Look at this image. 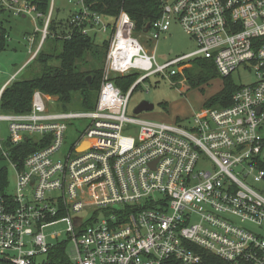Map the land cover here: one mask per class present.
<instances>
[{"label": "built area", "instance_id": "1", "mask_svg": "<svg viewBox=\"0 0 264 264\" xmlns=\"http://www.w3.org/2000/svg\"><path fill=\"white\" fill-rule=\"evenodd\" d=\"M75 1L79 10L60 30L66 41L75 31L109 37L102 85L92 111H51L35 91L29 113L0 114L12 145H46L21 168L12 163L16 191L0 192V264H52L60 249L62 264H212L211 256L264 264V237L248 228L264 227V0H162L161 17L143 35L158 41L177 22L197 46L163 66L127 13L112 18L90 0ZM0 6L42 23L37 48L27 38L35 61L51 35L54 4L46 15L26 0ZM196 59L212 61L223 79L244 69L255 80L237 87L228 107L193 114L189 127L128 116L137 87L154 75L174 77L167 72ZM131 74L137 80L127 93L111 79ZM206 162L209 169L198 168ZM83 213L89 220L75 217ZM62 223L68 239L48 249L45 230Z\"/></svg>", "mask_w": 264, "mask_h": 264}, {"label": "trees", "instance_id": "2", "mask_svg": "<svg viewBox=\"0 0 264 264\" xmlns=\"http://www.w3.org/2000/svg\"><path fill=\"white\" fill-rule=\"evenodd\" d=\"M26 1L35 6L39 13L46 15L49 11L51 0ZM90 5L95 12L112 18L118 17L121 12L127 13L135 23L137 33L145 32L148 25L162 15V0H90ZM0 8L2 9L1 6ZM59 25L61 26V23ZM60 26H57L56 21L52 22L50 34L55 37L50 35L44 43L45 45L48 40H51L52 53L43 55L41 49L35 60H38L42 66L41 75L30 79H19L8 86L1 98V115L29 113L36 90L57 97L58 103L62 104V111H70L69 106L74 104L75 98L79 100V104L73 111L95 109L110 43L109 41L101 43L97 37L85 36L78 31H75L70 41H66L63 39L67 34L65 29L62 28L60 34L57 32ZM8 39L7 29L4 23L0 22V51L7 47ZM52 61H57L58 65H54ZM192 64V68L185 72L189 85L194 86L199 82L210 81L219 75L212 61L196 59L192 61ZM84 67L86 70H83ZM90 77L91 82L88 81ZM173 78L178 80L176 76ZM136 80L137 77L132 74L112 79L124 93L128 92ZM224 80V89L207 103V108L218 106L226 108L231 104L237 87L232 83L231 78ZM45 146L37 143L35 139H28L19 146H14L9 141L5 145H0V161L8 159L21 168L27 156ZM7 183L8 172L3 168L0 170V192L5 191ZM50 259L52 264L65 262L64 249H60L57 254H52ZM205 261L212 264H223L212 256L210 259L206 257Z\"/></svg>", "mask_w": 264, "mask_h": 264}, {"label": "rangeland", "instance_id": "3", "mask_svg": "<svg viewBox=\"0 0 264 264\" xmlns=\"http://www.w3.org/2000/svg\"><path fill=\"white\" fill-rule=\"evenodd\" d=\"M51 2L55 6L56 13L53 16V21H56L57 26H59V23L61 22L66 23L71 13L79 10V6L74 3L76 2L75 0H51ZM0 15V22L5 19L10 22V24L4 22L6 23L7 33L10 40L7 43V47L0 51V88L11 78L12 75L17 74L19 70H22V74L18 80L39 77L42 72V66L38 60L35 62L28 61L30 58L29 45H26L22 38L25 33H38L37 29L41 31L42 25L39 23L40 21L38 22L37 20V22H33L31 18L24 20L22 17L12 16L7 12H4L1 8ZM33 18L37 19L35 15ZM60 31L61 30L58 28L57 32L60 33ZM136 36L140 39L149 54L155 55L156 61L160 66L192 54L197 50V46L193 39L182 30L177 22H174L170 30L165 35H162L158 41H149L145 35H143V32H136ZM108 38L107 35L100 36L98 41L102 43L103 41L108 40ZM51 46L52 42L51 40H48L46 44L42 46V54H51ZM58 48L59 46H57V49ZM58 50H60V48ZM52 63L56 66L58 65L57 61H52ZM192 66L193 64L190 62L175 67L171 69V71L169 70L170 72H167L172 74L176 73L178 80H175L172 76L169 77L167 74H160L154 75L147 81L143 82L134 91L130 99L128 116L134 117L135 109L142 102H148L154 105V110L138 116L141 121L165 125L181 124L183 127H189L193 114L199 113L201 110L207 108V103L213 97L218 95L225 87V80L219 75L210 81L199 82L194 86L189 85L185 72L187 69L190 70ZM83 70H86V68L84 67ZM117 77L118 76H112L111 79ZM254 77V74L241 69L232 76L231 80L236 87H241L253 83L255 80ZM102 81L100 83V88ZM43 95L46 97L45 100L49 110L62 111V104L58 103L57 97L46 94ZM78 101L79 100L75 98L74 104L69 106V110L73 111L76 109L79 104ZM213 108L222 107L218 106ZM0 141L3 145L9 142V128L8 123L5 121L0 123ZM69 145L70 143L67 142V146ZM210 166L211 164L206 162L202 165L200 164L198 168L209 169ZM3 168L8 172V183L5 187V192L13 195L16 191L17 172L12 165V162L8 159L0 161V170ZM75 217L89 220L87 213ZM248 228L264 237V227L257 228L254 226H248ZM68 229L69 225L67 223H62L45 230L48 249H57L63 242H65L68 239ZM52 237H57L58 240L52 239ZM26 241H28V239ZM66 250L69 257L74 259L76 252L73 243L68 242ZM44 260H48L47 255L37 258L38 263H42Z\"/></svg>", "mask_w": 264, "mask_h": 264}, {"label": "crops", "instance_id": "4", "mask_svg": "<svg viewBox=\"0 0 264 264\" xmlns=\"http://www.w3.org/2000/svg\"><path fill=\"white\" fill-rule=\"evenodd\" d=\"M0 17H1V15H0ZM24 20H27V19H29V18H31L32 20H33V22H37V20L36 19H34L33 18V16L32 17H30V16H21ZM4 22H6L7 24L9 23L10 24V22L7 20V19H5V20H3L2 21V23H4ZM39 22V21H38ZM6 23H4V26H5V28L7 29V26H6ZM39 23H41V22H39ZM42 24V23H41ZM29 37H35V45H34V49L35 48H37V46L39 45V41H40V38H41V34H39V33H25L24 34V36H23V38H22V40L24 41V43L26 44V45H29V43H28V41H27V38H29ZM10 39H8V41H9ZM30 60H31V55H30V58H29V62H30ZM28 63V62H27ZM26 63V64H27ZM22 74V70H19L18 72H17V74H14V75H12L11 76V78L10 79H8L2 86H1V88H0V90L3 88V87H5V86H10L14 81H16V80H18V78L20 77V75Z\"/></svg>", "mask_w": 264, "mask_h": 264}, {"label": "water", "instance_id": "5", "mask_svg": "<svg viewBox=\"0 0 264 264\" xmlns=\"http://www.w3.org/2000/svg\"><path fill=\"white\" fill-rule=\"evenodd\" d=\"M88 81L91 82V78H88ZM154 110V105L148 102H142L134 111V115L140 116L145 112Z\"/></svg>", "mask_w": 264, "mask_h": 264}]
</instances>
